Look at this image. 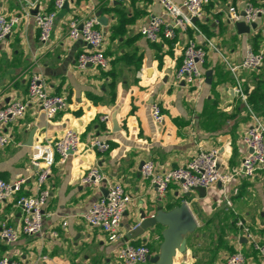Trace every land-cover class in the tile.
Returning <instances> with one entry per match:
<instances>
[{
    "label": "crops",
    "instance_id": "0c3cea01",
    "mask_svg": "<svg viewBox=\"0 0 264 264\" xmlns=\"http://www.w3.org/2000/svg\"><path fill=\"white\" fill-rule=\"evenodd\" d=\"M248 1L264 9V0H211L204 16L195 22L200 32L194 28L187 34L178 30L174 39L163 37L149 42L138 30L151 16L164 15L159 0H69L58 12L50 43L44 46L34 11L26 16L27 4L0 0V13L22 15L10 36L0 42V108L13 99L27 100L33 73L43 76L50 94L68 99V106L53 119H48L37 103L29 102L24 118L0 127V132L13 138L0 149V177L10 182L24 178L23 193L36 191L37 168L32 160L40 157L52 161V174L45 184L50 196L42 234H22L14 243L0 236V259L9 256L35 264H117L118 250L127 244H147L151 255L156 256L161 252L165 226L149 227L135 238L128 237L130 231L142 213L154 216L187 201L198 227L188 234L187 250L177 251L172 264H227L229 255L238 250L245 253V264H264L238 225L244 222L258 241H264V170L255 177L236 176L228 194L217 183L205 197L198 191L187 196L177 183L161 196L140 172L146 160H153L160 171L186 165L200 148L218 149L220 167L225 172H234L240 166L247 152L245 130L254 123V116L264 124V114L255 113L247 102L255 82L264 76V63L256 70L238 67L235 73L228 65L239 66L249 46L259 51L264 45V13L249 33L239 32L237 25L228 22L229 6L244 12ZM53 8L54 0H41L42 10ZM120 9L132 22L123 38L113 39L111 28L118 21ZM94 15L108 18L107 25L100 28L107 33L104 48L109 67L88 66L81 70L77 67L78 56L88 46L69 37L70 22H82ZM187 37L195 38L207 50L205 81L200 87L175 78ZM209 40L219 50L211 47ZM126 53L133 58L128 64H118L116 98L112 101V78L107 72L111 62ZM136 58H141L138 69ZM209 70L211 83L207 82ZM239 84L245 99L236 90ZM154 102L164 114L161 123L152 116ZM114 112L120 127L117 131L113 130ZM106 114L110 121L101 119ZM69 128L79 132L84 146L99 137L110 143V149L73 155L60 162L54 144ZM94 163L99 165L105 181L99 186L83 184V176ZM115 182L123 183L133 199L121 223V237L111 241L101 228L86 222L85 214ZM21 215L15 201L0 203V229L3 221L20 228ZM220 237L227 246L217 247ZM145 264L154 263L148 260Z\"/></svg>",
    "mask_w": 264,
    "mask_h": 264
},
{
    "label": "built area",
    "instance_id": "2783aa9c",
    "mask_svg": "<svg viewBox=\"0 0 264 264\" xmlns=\"http://www.w3.org/2000/svg\"><path fill=\"white\" fill-rule=\"evenodd\" d=\"M164 10L163 16L153 15L146 24H143L138 32L149 42H158L163 37L174 39L178 30L187 34L190 28L200 32L193 21L204 16L206 7L211 0H159ZM27 4L26 16L34 11L36 25L40 32V41L44 46L51 40L54 22L59 11L63 10L69 0H54V8L50 11L41 9V0H19ZM264 13V9L246 2L244 12L236 6L230 5L227 10V19L230 24L237 25L238 22L247 24L255 23L258 17ZM21 14L7 16L0 13V42L7 39L13 32L15 26L21 21ZM99 16H89L82 22L73 19L70 22L69 37L72 40L83 41L88 49L82 51L77 60V67L81 70L88 66H95L101 69L109 67V58L105 53V42L107 33L103 31ZM211 47L219 50L213 42L208 41ZM207 50L198 43L195 38L187 37L184 47L183 60L178 67L175 78L189 86L200 87L205 81ZM264 63V45L259 51L251 46L239 66L228 63L232 72L238 67L256 70ZM238 93L245 99L240 84L236 87ZM27 100L13 99L0 108V127L6 128L10 124L24 118L28 103L34 102L39 105L48 119H53L61 110L68 106V99L63 95H52L48 92L45 80L39 73H33L28 82ZM152 116L156 122L164 121V114L158 103L151 105ZM103 121H110V115L101 117ZM254 123L250 125L243 135V142L247 148L240 166L234 172H225L220 167V154L218 149L200 148L186 165L160 171L153 160H146L141 166V176L150 182L151 186L161 196H165L167 190L173 183L180 184L184 194L196 191V187H203L206 190L221 182L228 194L229 186L236 176L255 177L259 171L264 170V124L254 116ZM12 135L0 132V149L12 142ZM110 149V143L99 137L92 138L87 145H83L80 134L77 130L69 128L55 142L54 150L59 154L60 162H66L70 156L85 155L95 152H106ZM36 170V191L23 193L22 187L24 178L15 181H6L0 177V203L15 201L21 210V227L16 228L3 221L0 229V236L8 243L17 242L22 234L28 236L40 235L44 227L45 206L48 202L50 191L45 184L52 174V161H43L40 157L32 160ZM105 177L97 163L90 166L82 178L83 184L101 185ZM107 195H102L92 202L85 214L86 222L95 227L101 228L109 240L115 241L121 237V223L127 208L132 201V196L127 192L125 185L121 182L111 183L107 187ZM227 197V203L231 200ZM187 202V201H186ZM66 225V222H64ZM247 240L251 242L254 249L264 260V241H258L250 226L239 221ZM57 236V232H53ZM151 250L147 244L121 246L117 253V264H145L149 260ZM246 256L242 250H238L227 259V264H245ZM0 264H35L25 263L21 260L3 256Z\"/></svg>",
    "mask_w": 264,
    "mask_h": 264
},
{
    "label": "water",
    "instance_id": "95a60500",
    "mask_svg": "<svg viewBox=\"0 0 264 264\" xmlns=\"http://www.w3.org/2000/svg\"><path fill=\"white\" fill-rule=\"evenodd\" d=\"M197 20V18H194L193 21L196 22ZM100 21L102 25L106 26L108 18L105 16H100ZM251 26L254 27L255 23H252L251 25H248L245 22L237 23V28L241 33H249ZM211 74V70L206 72L208 83H211L212 81ZM116 115V112H114L112 115L114 131L120 129ZM218 185L221 187V182H219ZM195 190L198 191L202 197L207 195V190L203 187H196ZM103 192L106 196L108 189H105ZM190 195L191 193H187V196ZM157 224L165 226V230L163 231L161 252L156 256L150 255L149 260L154 264H172L173 258L177 251L184 253L187 250L188 234L197 229V220L193 215L188 202L185 201L180 206L169 212L159 211L157 214L150 217L146 216L145 213H142L140 221L134 226V228H132L128 237H138L142 235L149 227L156 226Z\"/></svg>",
    "mask_w": 264,
    "mask_h": 264
},
{
    "label": "trees",
    "instance_id": "16d2710c",
    "mask_svg": "<svg viewBox=\"0 0 264 264\" xmlns=\"http://www.w3.org/2000/svg\"><path fill=\"white\" fill-rule=\"evenodd\" d=\"M119 14L118 16V21L115 25L112 26L111 28V36L113 39H121L124 37V35L127 32V26L128 24H130L132 22V19L129 18L127 16V13L125 12V10H118L117 12ZM122 44L126 43V40H122ZM133 58L132 56H130V54L126 53L120 57H117L116 59H114L111 63H112V68L107 72V74L110 75V77L112 78L109 86L110 89L112 91V101L115 100L116 98V94H115V89L117 86V77L119 75V73L117 72V67L118 64L120 62L122 63H130L129 60ZM135 61V66L136 68H140L141 65V58H136L134 59ZM254 89L248 94L247 97V102L249 104V106L251 107V109L257 113V114H264V76L262 78V80H258L257 82H255L254 84ZM218 213L220 214L221 212H217L215 214V217L218 216ZM234 222H236L234 220ZM223 237V236H222ZM220 237V239L218 240V245L217 247H223V246H227L226 241H223V238ZM188 244V243H187ZM151 250V249H150Z\"/></svg>",
    "mask_w": 264,
    "mask_h": 264
}]
</instances>
